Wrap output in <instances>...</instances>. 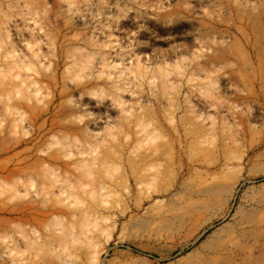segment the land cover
Here are the masks:
<instances>
[{
  "label": "rangeland",
  "instance_id": "obj_1",
  "mask_svg": "<svg viewBox=\"0 0 264 264\" xmlns=\"http://www.w3.org/2000/svg\"><path fill=\"white\" fill-rule=\"evenodd\" d=\"M68 1L0 0V264H264V0Z\"/></svg>",
  "mask_w": 264,
  "mask_h": 264
},
{
  "label": "bare ground",
  "instance_id": "obj_2",
  "mask_svg": "<svg viewBox=\"0 0 264 264\" xmlns=\"http://www.w3.org/2000/svg\"><path fill=\"white\" fill-rule=\"evenodd\" d=\"M64 1L66 2V5H65V6H67V8H69L68 6L71 7V4L69 3L70 1H68V0H64ZM27 4H28V3H27ZM62 4H63V3H62ZM64 4H65V3H64ZM72 4L74 5L73 2H72ZM12 5H13V3H12ZM18 6H19V5H18ZM24 6H25V5H24ZM25 7H26V6H25ZM25 7H24V9H25ZM29 7H30V6H29ZM72 7H73V6H72ZM72 7H71V9H72ZM105 7H107V5H106ZM105 7H104V8H105ZM74 8H75V6H74ZM74 8H73V9H74ZM26 9H27V7H26ZM73 9H72V11H74ZM106 9H107V8H106ZM63 10H65V11L67 12V9H66V8H65V9L63 8ZM69 10H70V9H69ZM75 10H77V9L75 8ZM25 11H27V10H25ZM29 11H30V12H26V14H27V13H28V14H29V13L31 14V10H30V8H29ZM104 11H105V9H104ZM77 14H78V13H77ZM132 14H133V12H132ZM32 15H33V14H32ZM32 15L29 16V17H26V19H28V20L31 19V21L34 20V18L32 17ZM78 16H82V13H81V14H78ZM78 16H77V17H78ZM133 16H134V14H133ZM133 16H132V17H133ZM140 16H141V15H140ZM22 17L24 18V16H22ZM77 17H76V18H77ZM130 17H131V16H130ZM135 17H136V16H135ZM80 18H81V17H80ZM146 18H147V17H146ZM21 19H22V18H21ZM93 20H94V19H93ZM130 20H131V19H130ZM132 20H133V19H132ZM135 20H136V19H135ZM21 21H22V20H21ZM24 21H25V20H24ZM24 21H23V22H24ZM133 21H134V20H133ZM138 21H139V20H138ZM28 22H29V21H28ZM32 23H33L32 25H34V27H35V25H36V21L34 20V21H32ZM137 25H138V24H137ZM36 27H38V26H36ZM31 28H32V27H31ZM31 28H30V29H31ZM35 29H36V28H35ZM95 29H96V28H95ZM32 30H33V29H32ZM103 30H104V29H103ZM98 31H100V33H101V30H98ZM108 31H109V30H108ZM108 31H107V34H108ZM40 32H41V28H37L35 31H32L31 33L28 34V35L31 36V37H30V40L27 39V41H25V42L27 43V45H28V46H26V47H29L30 49H32V46H31L32 43H35L34 46L40 45V42H39V41H40V38H41V37H40V34H41ZM111 32H112V31H111ZM111 32L109 31V33H111ZM102 33H103V32H102ZM105 33H106V32H105ZM112 34H113V33H112ZM112 34H111V36H112ZM103 35H104V37H105L106 34H103ZM108 35H109V34H108ZM106 36H107V35H106ZM102 37H103V36H102ZM109 37H110V35L108 36V38H109ZM41 39H42V38H41ZM112 39H113V38H112ZM102 40H103V39H102ZM105 40H106V39H105ZM0 41H1V40H0ZM2 42H3V40H2ZM94 42H95V41H94ZM108 42H109V40H108ZM46 43H47V42H46ZM112 43H113V42L110 41V44H112ZM54 44H55V43H54ZM99 44H100V43H99ZM103 44H104V43H103ZM1 45H2V44H1ZM32 45H33V44H32ZM90 45L92 46V44H90ZM108 45H109V44H108ZM196 45H197V44H196ZM53 46H54V45H53ZM98 46H99V45H98ZM104 46H105V45H104ZM127 46H128V45H127ZM127 46H126V47H127ZM198 46H199V45H197V47H198ZM57 47H58V45H57ZM78 47H79V46H77V48H78ZM101 47H102V46H101ZM123 47H124V46H123ZM126 47H125V48H126ZM200 47H201V46H200ZM9 48H10V47H9ZM29 48H28V49H29ZM36 48H37V47H36ZM36 48H35V49H36ZM55 48H56V47H55ZM59 48H60V47H59ZM112 48H113V47H112ZM207 48H208V47H207ZM52 49H54V47H52ZM36 50H37V49H36ZM36 50L34 51V48H33L32 51L30 50V52H32V54L29 55V57H30V56H33L35 59L38 58V61H37V59H36V61L40 63L41 60L39 61V59H40L42 56H38L39 54H38V52H37ZM58 50H59V49H58ZM65 50H66V49H65ZM131 50H132V49H131ZM131 50H129V51H131ZM196 50H197V48H196ZM9 51H10V50H9ZM12 51H13V50H12ZM93 51H94V50H93ZM93 51H91V52H93ZM118 51H119V50H118ZM132 51H133V50H132ZM194 51H195V49H194ZM202 51H203V50H202ZM50 52H51V51H50ZM71 52H72V50H71V51L68 50V53H69V54H67V55H71ZM79 52H80V51H79ZM133 52H134V51H133ZM133 52H132V53H133ZM195 52L198 53L199 51L197 50V51H195ZM13 53H14V52H13ZM24 53H25V52H24ZM40 53H41V52H40ZM75 53H76V52H75ZM85 53H86V52H85ZM88 53H89V52H88ZM95 53H96V51H95ZM116 53H117V52H116ZM120 53H121V51H120ZM128 53H129V52H128ZM128 53H127V57H128ZM196 53H195V54H196ZM26 54H27V53H26ZM43 54H44V53H42V55H43ZM65 54H66V53H65ZM90 54H92V53H90ZM90 54H89V55H90ZM93 54H94V53H93ZM97 54H98V53H97ZM102 54H103V52H102ZM118 54H119V53H118ZM123 54H125V53H123ZM123 54H122V55H123ZM135 54H136V53H135ZM135 54H134V56L136 57ZM138 54H139V53H138ZM44 55H45V54H44ZM57 55H58V54H57ZM74 55H75V54H74ZM81 55H83V54H81ZM81 55H80V56H81ZM85 55H87V54H85ZM98 55H99V54H98ZM98 55H97V57H98ZM108 55H109V54H108ZM122 55H119V56L121 57ZM139 55H140V54H139ZM198 55H199V54H198ZM4 56H5V55H4ZM25 56H26V55H25ZM37 56H38V57H37ZM52 56H53V55H52ZM58 56H59V55H58ZM90 56H91V55H90ZM100 56H101V55H100ZM125 56H126V55H125ZM134 56L132 55V57H134ZM194 56H196V55H194ZM22 57H23V56H22ZM43 57L45 58V56H43ZM66 57H67V56H66ZM77 57H78V56H77ZM92 57H93V55H92ZM116 57H118V56H116ZM127 57H126V58H127ZM129 57L131 58V55H130ZM71 58H72V57H71ZM139 58H141V57H139ZM27 59H29V58H27ZM55 59H56V58H55ZM67 59H68V58H67ZM72 59H73V58H72ZM81 59H82V58H81ZM86 59L88 60V58H86ZM100 59H101V60H100L101 63L103 64L102 67H104L105 64H106L107 66H109V63H110L109 61H110V59H109V61H107L108 57H107V58H105V57H101ZM119 59H120V58H119ZM136 59H137V57H136ZM21 60H22V59H21ZM76 60H77V58H76ZM89 60H90V59H89ZM89 60H88V62H89ZM96 60H97V58H96ZM120 60H121V59H120ZM132 60H133V59H131V60L129 59L130 62H131ZM139 60H140V59H139ZM26 61H30V59H29V60H26ZM32 61H33V60H32ZM32 61H30V63H31ZM67 61H68V60H67ZM113 61H114V58H113ZM133 61H134V60H133ZM133 61H132V63H133ZM135 61H136V63H137V60H135ZM144 61H145V60H144ZM23 62H24V61H23ZM42 62H43V61H42ZM74 62H76V61H74ZM77 62H78V61H77ZM79 62H80V61H79ZM79 62H78V64H82V62H81V63H79ZM84 62H86L85 59H84ZM117 62H118V61H117ZM130 62H129V64H130ZM139 62H140V61H138V63H139ZM14 63H18V62H14ZM21 63H22V62H21ZM113 63H114V62H113ZM113 63H111V64L114 65L115 63H114V64H113ZM119 63H121V62H119ZM138 63H137V64H138ZM144 63H145V62H144ZM8 64H9V63H8ZM12 64H13V63H12ZM67 64L69 65V62H68ZM88 64H90V63H88ZM88 64H87V65H88ZM98 64H100V62H99ZM98 64H96V65L98 66ZM122 64H123V63H122ZM122 64H121V65H122ZM139 64H140V63H139ZM139 64H138V67H139ZM5 65H6V64H5ZM5 65H4V67H5ZM13 65H14V64H13ZM13 65H12V66H13ZM25 65H26V64H25ZM32 65H33V64H32ZM71 65H72V63H71ZM82 65H83V64H82ZM112 65H110V66H112ZM116 65H117V64H116ZM126 65H127V64H126ZM132 65H133V64H132ZM12 66H11V67H12ZM16 66H17V65H16ZM77 66H78V65H77ZM83 66H85V65H83ZM97 66H96V67H97ZM99 66H101V64H100ZM13 67H14V66H13ZM19 67H20V66L18 65V68H19ZM68 67H69V66H68ZM71 67H72V66H71ZM81 67H82V66H80L79 68H81ZM112 67H114V66H112ZM116 67H117V66H116ZM127 67H128V65H127ZM132 67H133V66H131V69H132ZM135 67H137V65H136ZM82 68H83V67H82ZM82 68H81V69H82ZM107 68H108V67H107ZM159 68H160V67H159ZM175 68H176V67H175ZM25 69H26V68H25ZM69 69H70V68H69ZM75 69H76V68H75ZM85 69L87 70L88 68L85 67ZM97 69H98V68H97ZM100 69H101V68H100ZM104 69H105V67H104ZM121 69H122V68H121ZM131 69H130V70H131ZM139 69H140V68H139ZM144 69H145V68H144ZM147 69H148V68H147ZM179 69H180V68H179ZM181 69H182V68H181ZM9 70H11V68H9ZM19 70H20V69H19ZM78 70H80V69H78ZM111 70H112V69H111ZM124 70H125V68H124ZM145 70H146V69H145ZM152 70H154V68H153ZM160 70H161V69H160ZM165 70H166V69H165ZM33 71H34V70H33ZM76 71H77V70H76ZM104 71H105V70H104ZM104 71H103V72H104ZM112 71H113V70H112ZM114 71H115V70H114ZM121 71H122V70H120V72H121ZM136 71H137V69H136ZM155 71H156V69H155ZM178 71H179V70H178ZM1 72H2V71H1ZM80 72H81V71H80ZM89 72H90V69H89ZM109 72H110V71H109ZM126 72H127V71H126ZM140 72H141V71L139 70V73H140ZM161 72H162V71H161ZM166 72H167V71H166ZM19 73H20V72H19ZM90 73H91V72H90ZM132 73H133V70H132ZM146 73H147V72H146ZM163 73H164V72H163ZM17 74H18V73H17ZM22 74H24V73L22 72ZM93 74H94V73H93ZM96 74H97V73H96ZM120 74H121V73H120ZM120 74H119V75H120ZM151 74H153V72H152ZM160 74H161V73H160ZM176 74L178 75V73H176ZM184 74H185V73H184ZM195 74H196V73H195ZM201 74H202V73H201ZM14 75H15V74H14ZM25 75H26V74H25ZM29 75H30V74H29ZM100 75H101V73H100ZM111 75H112V73H111ZM122 75H123V74H122ZM167 75H169V73H168ZM167 75H164V76H167ZM180 75H181V73H180ZM182 75H183V74H182ZM196 75H198V74H196ZM17 76H18V75H17ZM20 76H21V75H20ZM105 76H106V75H105ZM130 76H131V75H130ZM133 76H134V75H133ZM161 76H162V75H161ZM161 76H160V77H161ZM164 76H163V78H164ZM174 76H175V75H174ZM174 76H173V77H174ZM204 76H205V75H204ZM18 77H19V76H18ZM26 77H29V76L26 75ZM26 77H25V79H24L23 77H21V79L23 78L24 80H21L20 83H19V85L21 84V82H22V83H25L26 85H28L27 82H29V78L27 79L28 81L25 82V81H26ZM109 77H110V76H109ZM122 77H123V76H122ZM152 77H153V75H152ZM169 77H170V76H169ZM169 77H168V79H169ZM178 77H179V76H178ZM19 78H20V77H19ZM140 78H141V77H140ZM155 78H156V76H155ZM155 78H154V79H155ZM166 78H167V77H166ZM180 78H181V76H180ZM117 79H118V77H117ZM126 79H127V78H126ZM128 79H129V78H128ZM128 79H127V80H128ZM143 79H144V78H143ZM150 79H151V77H150ZM150 79H149V80H150ZM158 79H159V78H158ZM168 79H167V80H168ZM170 79H171V78H170ZM19 80H20V79H19ZM115 80H116V78H115ZM151 80H152V79H151ZM151 80H150V81H151ZM31 81H32V80H31ZM33 81H34V80H33ZM122 81H123V80H122ZM131 81H132V80H131ZM137 81H138V80H137ZM159 81H160V80H159ZM164 81H166V79H165ZM17 82H18V81H17ZM35 82H36V81H35ZM35 82H34V83H35ZM120 82H121V81H120ZM120 82H118V83H120ZM128 82H129V81H128ZM152 82H153V81H152ZM168 82H169V81H168ZM29 83H30V82H29ZM125 83H126V82H125ZM156 83H157V82H156ZM158 83H159V82H158ZM164 83H165V82H164ZM173 83H174V82H173ZM31 84H33V82H31ZM35 84H36V83H35ZM108 84H109V83H108ZM123 84H124V83H123ZM128 84H130V83H128ZM128 84H126V85H128ZM161 84H163V83H161ZM165 84H166V83H165ZM167 84H168V83H167ZM167 84H166V85H167ZM112 85H113V84H112ZM148 85H149V84H148ZM166 85H165V86H166ZM16 86H17V85H16ZM110 86H111V85H110ZM114 86H115V88H116L117 90H118V89H119V90L121 89L120 85L117 86V85L114 84ZM114 86H113V88H114ZM122 86H123V85H122ZM124 86H125V85H124ZM124 86H123V87H124ZM128 86H129V85H128ZM149 86H150V85H149ZM20 87H21V85H20ZM123 87H122V88H123ZM152 87H153V86H152ZM154 87L156 88L155 85H154ZM200 87H201V86H200ZM126 88H127V86H126ZM128 88H129V87H128ZM149 88H150V87H149ZM153 89H154V88H153ZM162 89H163V87H162ZM164 89H166V87H165ZM125 90H127V89H125ZM109 91H110V89H109ZM128 91H129V90H128ZM151 91H152V90H151ZM155 91H156V89L154 90V92H155ZM123 92H124V91H123ZM120 93H122V92H120ZM167 94H168V93H167ZM113 95H115V94H113ZM203 95H204V94H203ZM205 95H206V94H205ZM115 96H116V95H115ZM119 96H121V95H119ZM116 98H118V94H117V97H116ZM167 98H168V97H167ZM111 99H112V98H111ZM120 99H121V97H120ZM205 99H206V98H205ZM207 99H208V98H207ZM113 100H114V98H113ZM117 100H118V99H117ZM203 100H204V99H203ZM111 101H112V100H111ZM120 101H121V100H119V103H120ZM199 101H200V99H199ZM112 102H113V101H112ZM114 102H115V101H114ZM121 102H123V101H121ZM200 102H201V101H200ZM209 102H210V101H209ZM119 103H118V107H119L120 104H121V103H120V104H119ZM201 103H202V105H203L204 108H208L209 105H210V104L207 102V100H206V101H203V102H201ZM113 104H114V103H113ZM115 104H116V103H115ZM123 104H124V103H123ZM121 106H122V105H121ZM210 106H211V105H210ZM209 108H210V107H209ZM227 110H228V109H227ZM225 112H229V111H226V110H225ZM226 114H229V113H226ZM93 122H94V121H93ZM93 125H94V124H93ZM83 160H84V159H83ZM85 160H86V159H85ZM85 160H84V161H85ZM209 191H210V190H209ZM212 191H214V190H212ZM84 216H85V215H84ZM86 218H87V217H86ZM82 220H83V219H82ZM87 220H88V219H87ZM87 222H88V221H87ZM84 226L86 227V225H84ZM71 228H72V227H71ZM68 229H69V228H68ZM82 229H83V228H82ZM72 230H73V229H72ZM80 232H81V231H80ZM68 235H69V234H68ZM70 235H71V234H70ZM77 236H78V235H77ZM77 236H76V237H77ZM73 238H74V237H73ZM69 239H70V238H69ZM78 240H79V239H78ZM64 247H65V246H64ZM91 251H92V250H91Z\"/></svg>",
  "mask_w": 264,
  "mask_h": 264
}]
</instances>
